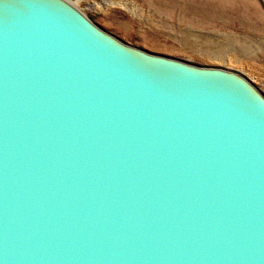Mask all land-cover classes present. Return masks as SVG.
<instances>
[{
    "label": "water",
    "instance_id": "water-1",
    "mask_svg": "<svg viewBox=\"0 0 264 264\" xmlns=\"http://www.w3.org/2000/svg\"><path fill=\"white\" fill-rule=\"evenodd\" d=\"M0 264H264V94L0 0Z\"/></svg>",
    "mask_w": 264,
    "mask_h": 264
},
{
    "label": "rangeland",
    "instance_id": "rangeland-1",
    "mask_svg": "<svg viewBox=\"0 0 264 264\" xmlns=\"http://www.w3.org/2000/svg\"><path fill=\"white\" fill-rule=\"evenodd\" d=\"M145 50L245 75L264 94V0H69Z\"/></svg>",
    "mask_w": 264,
    "mask_h": 264
}]
</instances>
